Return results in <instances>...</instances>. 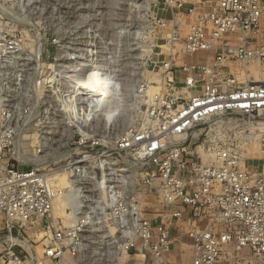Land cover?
<instances>
[{"label": "built area", "instance_id": "1", "mask_svg": "<svg viewBox=\"0 0 264 264\" xmlns=\"http://www.w3.org/2000/svg\"><path fill=\"white\" fill-rule=\"evenodd\" d=\"M147 1L161 58L130 90L140 117L115 134L122 80L106 53L64 56L58 38L47 54L0 27V264H264V0ZM95 70L99 100L79 86ZM32 126L34 151L20 138Z\"/></svg>", "mask_w": 264, "mask_h": 264}, {"label": "rangeland", "instance_id": "2", "mask_svg": "<svg viewBox=\"0 0 264 264\" xmlns=\"http://www.w3.org/2000/svg\"><path fill=\"white\" fill-rule=\"evenodd\" d=\"M192 1L198 9L205 7V3H201L205 0ZM134 4L135 0H0V27L24 34L31 45V41L38 39L47 54L55 53L52 41L58 38L63 43L64 56L72 55L74 48H86L89 42L96 45L97 53H106L112 71L125 84L118 81L120 87L116 89V95L121 98V104H113L107 116V124L115 134L140 117L136 94L130 90L147 74L150 58H161L157 54L160 50L151 45L157 41L149 19L153 12L161 13V7L152 6L149 11L147 0H143L142 9H136ZM163 16L169 14L164 12ZM140 34L148 37L144 44L138 43ZM152 68L150 66L149 70ZM152 74L147 75L148 80ZM30 128V131L21 129L20 138L31 135L33 140L27 142L33 143L29 149L34 151L42 142L43 131L39 126ZM253 136L254 140L245 146L247 156L258 164L261 158L259 134L254 133ZM32 164L28 162L27 166ZM190 257L192 253L187 250L182 258L189 261Z\"/></svg>", "mask_w": 264, "mask_h": 264}, {"label": "bare ground", "instance_id": "3", "mask_svg": "<svg viewBox=\"0 0 264 264\" xmlns=\"http://www.w3.org/2000/svg\"><path fill=\"white\" fill-rule=\"evenodd\" d=\"M201 3H205V7L204 8H209L212 6V3L210 1H207L205 0L204 2H201ZM164 48H166V46L164 45ZM253 74H254V77L257 79V77H259V79L261 77H264V67H260V66H254L253 68ZM99 80H100V77L97 75L96 73V70L94 71V74L92 76H89L84 78L83 80H79V86L80 87H84L85 88H88L89 86H93L94 87V91H95V96H96V100H99L100 99V88H99ZM156 80H158V74H152L149 78V81L152 82H155ZM149 84V93L150 94H153L156 90V87L153 85V84ZM92 84V85H91ZM136 94V93H135ZM137 95H135V98H136ZM139 97V96H138ZM118 105V104H121V98H119L117 95H116V90L115 92H112L111 94V97H110V106H109V109L108 111L106 112V119L108 121V118L107 116H109V112L111 110V107L112 105ZM98 113V115H101L102 116V111L100 109H95ZM257 134V133H256ZM253 136V135H252ZM250 138V141L251 140H254V136ZM260 136V135H259ZM258 136V137H259ZM259 141H260V137H259ZM253 142V141H252ZM260 144V143H259ZM260 146V145H259ZM210 156L209 154L206 155V157ZM19 157L24 160V161H27L28 159H31L32 157L33 158H38V156H29L27 155V153L25 152H22L21 154L19 153Z\"/></svg>", "mask_w": 264, "mask_h": 264}]
</instances>
